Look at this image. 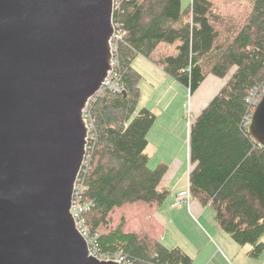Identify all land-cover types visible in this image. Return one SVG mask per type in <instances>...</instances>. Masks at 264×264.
I'll return each instance as SVG.
<instances>
[{
    "label": "trees",
    "instance_id": "trees-1",
    "mask_svg": "<svg viewBox=\"0 0 264 264\" xmlns=\"http://www.w3.org/2000/svg\"><path fill=\"white\" fill-rule=\"evenodd\" d=\"M114 74L121 90L103 87L89 102L93 124L79 175L80 202L90 246L101 259L125 257L132 264H193L180 246L162 241L157 211L170 190L160 188L165 165L149 167L148 134L157 113H137L142 78L134 66L150 58L167 76L197 90L209 74L235 72L189 128V193L214 210L215 219L249 254L264 251V145L250 133L249 97L264 93V0L240 12H224L214 0H115ZM125 91V93H124ZM140 212L141 227L115 225L114 214ZM140 210V211H139ZM150 223V224H149ZM147 224V225H146ZM152 224V225H151ZM145 226V227H144Z\"/></svg>",
    "mask_w": 264,
    "mask_h": 264
},
{
    "label": "water",
    "instance_id": "water-1",
    "mask_svg": "<svg viewBox=\"0 0 264 264\" xmlns=\"http://www.w3.org/2000/svg\"><path fill=\"white\" fill-rule=\"evenodd\" d=\"M114 7L0 0V264H121L91 251L72 213L84 112L113 70ZM249 130L264 145V93Z\"/></svg>",
    "mask_w": 264,
    "mask_h": 264
},
{
    "label": "rangeland",
    "instance_id": "rangeland-1",
    "mask_svg": "<svg viewBox=\"0 0 264 264\" xmlns=\"http://www.w3.org/2000/svg\"><path fill=\"white\" fill-rule=\"evenodd\" d=\"M191 1L182 0L183 9H187ZM214 1L217 7L224 12L235 11L236 13L244 11L250 2V0ZM133 64L142 76L139 82L140 96L135 110L137 113L142 107H147L163 93L171 82V77L167 76L148 57L139 55ZM234 72L235 66L231 67L227 74L222 77L209 74L193 93L190 90L187 91V94L180 92L175 104L171 107L172 109L167 113L156 111L158 116L151 128L153 129L151 136L155 137L156 132H158V134H162V137H160L159 149L153 151L149 149L151 155L149 167L156 169L165 165L159 186L162 189L171 188V197L174 196V183L184 186L188 183L190 169L188 138L191 122L226 85ZM177 86L173 88V91L178 88ZM171 197L169 195L168 202ZM190 199L196 201L193 197ZM175 203L162 207L157 215L165 227L162 236L165 245L169 247L182 246L193 257V264H207V262L209 264L211 261V264H264V251L259 257L251 256L249 254L251 246L248 244L241 245L235 241L215 219L212 207L205 206L206 213L203 218H200L202 214L192 212L188 202L182 206L177 203L175 205ZM182 207L184 211H180ZM168 211H170L169 214ZM122 217L127 219L126 227L128 229L141 227L142 218L140 212L136 211V207L130 206L115 213V225L121 221ZM201 230L207 235L208 243Z\"/></svg>",
    "mask_w": 264,
    "mask_h": 264
},
{
    "label": "crops",
    "instance_id": "crops-1",
    "mask_svg": "<svg viewBox=\"0 0 264 264\" xmlns=\"http://www.w3.org/2000/svg\"><path fill=\"white\" fill-rule=\"evenodd\" d=\"M176 85H178L177 86L178 88L175 91H173V88ZM187 91H188V89L186 87H184L183 85H181L180 83H178L176 80H174L171 77V82L168 84L167 88L163 91V93L154 102L148 104L147 107L149 109H151V110H155V111H158V112L160 111V112H163V113L166 112L167 113L170 109H172L171 107H173V105L175 104V101L177 100V97L179 96L180 92L187 94ZM152 130L153 129H151L149 131V134H148V139H149V148H148V151H149V149H151V151H153L154 149H159V146H160V144H159L160 137H162V134H158V132H156L155 137L151 136V133H153ZM188 187H189V178H188V183L186 184V186H184L183 184L174 183V185H173V188H174V196L171 197V190L172 189L169 188V190H170V194L169 195L171 197L170 198V201L169 202L167 201L168 204H167V202H165L162 207L168 206L171 203H175V202L177 203V198L176 197L179 194V192H181L183 190H188ZM168 198H169V196H168ZM168 198H167V200H168ZM190 201H191V199L188 202L189 207H190V210L192 212L194 211L195 213H197L199 215L202 214V216L200 218H203V216L206 213V210H204V207L205 206H203L202 204H200V202H197L198 200H196V201L195 200H192L191 202ZM176 203H175V205H176ZM184 203L185 202H183L181 204H178V203L177 204L179 206L180 205L182 206ZM162 207H160L159 210ZM159 210L157 211V215H158ZM180 211H184L183 210V207L180 209ZM169 213H170V211H168V214ZM201 231H202L203 235L206 238V242L208 243V237H207V235L205 234V232L203 230H201ZM177 246H180V245H177ZM180 247L184 250V248L182 246H180ZM185 252L188 253L187 251H185ZM188 254L190 255V253H188ZM217 255H219V254H217ZM212 260H213V258H212ZM211 262L209 264H211ZM207 264H208V262H207Z\"/></svg>",
    "mask_w": 264,
    "mask_h": 264
},
{
    "label": "built area",
    "instance_id": "built-area-1",
    "mask_svg": "<svg viewBox=\"0 0 264 264\" xmlns=\"http://www.w3.org/2000/svg\"><path fill=\"white\" fill-rule=\"evenodd\" d=\"M115 28H116V24H115ZM118 37H119V34L117 33V29H116L115 33L113 35V41L115 39H117ZM113 50H114V52L116 51V46H115L114 42H113ZM114 64H115V60H114V63H113V70L110 73V75L108 76V78L106 79L103 87L109 88V89H112V90L116 91V90H121V89H120V87L118 85L117 77L114 74ZM256 96H257V91L254 90L251 93V96L249 97V102L251 104V108H252L253 111H254L256 105L259 102V100H256ZM86 111H87V109L84 112L85 118H86ZM86 121L88 123L89 130L91 132V129L93 128V124H92V122L90 123L87 120V118H86ZM249 123H250V121H249ZM89 137H90V133H89ZM176 198H177V203L181 204L183 202H189V200L191 198V195H190L188 190H183V191L179 192V194L177 195ZM90 205H91L90 202H86V203L80 202L79 187L76 184L75 195H74V198H73V205H72V213H73V216H74V218L76 220L77 227L79 228L81 233L87 238L88 241H89V239H88L89 234H88L87 227H86V221L83 218V213H84V211L86 209L90 208ZM89 244H90V242H89ZM91 251L93 252L92 248H91ZM116 259L118 261H120L121 264H132L131 262L127 261L125 259V257H119V258H116ZM140 264H148V263L143 262V263H140Z\"/></svg>",
    "mask_w": 264,
    "mask_h": 264
}]
</instances>
